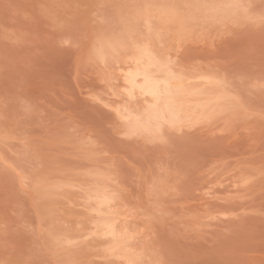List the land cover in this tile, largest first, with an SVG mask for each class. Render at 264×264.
<instances>
[{"label":"rangeland","instance_id":"obj_1","mask_svg":"<svg viewBox=\"0 0 264 264\" xmlns=\"http://www.w3.org/2000/svg\"><path fill=\"white\" fill-rule=\"evenodd\" d=\"M261 17L264 0H0V264H264ZM143 46L179 91L159 132L124 81Z\"/></svg>","mask_w":264,"mask_h":264},{"label":"bare ground","instance_id":"obj_2","mask_svg":"<svg viewBox=\"0 0 264 264\" xmlns=\"http://www.w3.org/2000/svg\"><path fill=\"white\" fill-rule=\"evenodd\" d=\"M151 55H152V53L149 51V49L144 48V46L140 47V49H138V51H137V55H136V58H135V62L136 63L134 64L133 68L132 69L130 68V69L126 70V71H125V68L123 69L124 70V74H125L124 75V79H125L124 81H126V83L129 85V93H132V91L137 89L138 91L141 92V94L149 95L154 100V103H152L153 105L151 107H148L149 108V109L147 108L148 110L146 109L147 113L145 112V115L143 116L144 117V124H147L146 126H148V124L150 122H152V121H153V125H157V124H154V123L155 122L157 123V120L159 121V119L162 120L164 118V116L166 117V115H164L165 112L166 113L168 112L169 115H167V116H170V119H172L173 116H175L178 119V116H179V114H178L179 110H178V107H176V104H175L176 103L175 95H177L179 93V91H176V90L173 89V86L171 84V80H172L173 77L168 75V72H166L167 70H165V72H163L164 76L162 75V78H158L157 76H155L154 72H156V71L153 72L151 70V67L156 65L157 68L156 67H154V68L157 69V72L160 71V73L162 72V68L163 67H162V64H159L161 62L158 61L159 62L158 63L156 60H153ZM165 89L167 90V93L163 94L165 92ZM123 112H125V114H126V115H123L125 118L131 117V112L128 109H124L123 108ZM139 121H140V119L137 120L135 118H132V122H134V125H135L136 122L138 123ZM132 122H130V123H132ZM95 186L97 188V185H95ZM101 186L103 187V185H101ZM102 187H100V189H102ZM100 189L98 187V190H100ZM100 194H102V193H100ZM94 195L90 196V197H93L91 199L95 201ZM98 198H101V197L98 196L96 198L100 203L105 202L106 200H108L107 199L108 197H104L102 199V201L100 199H98ZM96 201L94 202L95 204H93V206L94 205L96 206V203H97ZM91 202H93V201H91ZM107 202H109V200ZM101 205H105V204L102 203ZM95 209L96 208H94V210ZM96 211L98 212V210H96ZM96 218H98V216ZM110 218L111 217H109V221H103V219H104L103 218L102 219V221H103L102 225L99 224V222L97 220L96 221L98 222V224H97V222L95 224L100 225V226H98V227H100L99 229H102L103 231L106 232V234H104V235H107V234L111 235L112 234V239L114 240V238H113V234H114L115 236H117L116 240H118L117 232H116V234L114 233L117 224L112 222V221H114V219H112V218L110 219ZM114 225H116V226H114ZM95 227H97V226H95ZM96 229H98V228H96ZM121 238L122 237L120 236V239ZM119 241L118 242L116 241V242L119 243ZM113 242L115 243V240ZM114 243H113V245H116ZM123 244L124 243H122L121 245L123 246ZM118 245H120V244H118ZM118 245H116L115 247H117Z\"/></svg>","mask_w":264,"mask_h":264},{"label":"snow or ice","instance_id":"obj_3","mask_svg":"<svg viewBox=\"0 0 264 264\" xmlns=\"http://www.w3.org/2000/svg\"><path fill=\"white\" fill-rule=\"evenodd\" d=\"M261 22L264 23V17H261ZM172 64H173V62L169 60V61L163 63L162 64V67L165 68V69H168L169 70L168 71V75L171 76V77H173V78H175L174 74L170 71V68H171ZM241 80L243 82V78H241ZM255 86L256 85H254V87ZM258 87H259V89H260L261 92H264V77L261 78ZM166 93H167V90L165 89V92L163 94H166ZM168 123H170L171 125L175 126L177 123H179V121H178V119L175 116H173L172 119H170L168 121ZM159 127H160V125H159V122H158L157 125H156L157 132H159ZM159 138L161 140H163V136L162 135ZM114 195L115 194H113V196ZM157 264H161V262H157Z\"/></svg>","mask_w":264,"mask_h":264}]
</instances>
